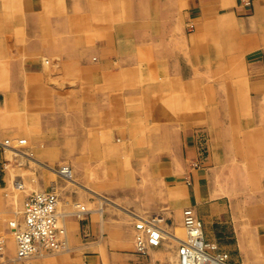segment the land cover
Instances as JSON below:
<instances>
[{
  "label": "crops",
  "instance_id": "crops-1",
  "mask_svg": "<svg viewBox=\"0 0 264 264\" xmlns=\"http://www.w3.org/2000/svg\"><path fill=\"white\" fill-rule=\"evenodd\" d=\"M19 1L20 4L29 5L33 12H53L59 5L58 0ZM14 2L0 0V38L4 22L9 16L18 26L24 19L22 14H14L18 9ZM76 3L78 9L84 11H96L101 7L99 12L102 15H105V5H117L112 13L124 4L138 3L147 7L144 10L147 21L141 22V29H136L134 33V25L128 22L132 18L127 19L125 16L123 28L112 32L106 27L105 31L96 32L97 37L91 45L81 48V36L88 30L85 20L89 18V13L78 10L77 18L73 20L66 15L60 28L57 26L52 32L43 34L53 37L59 29L77 34V54L60 59L54 53L53 40L44 45L43 51L35 54L26 49L19 50L23 45L18 40L15 45L20 46L17 54L20 61L12 63L10 58L13 56L7 50V43L4 39L0 40V54L4 52V61H0V90L6 94L8 106L14 113L18 112V115H14L17 126L13 132L24 135L34 130L36 135L32 136L31 144H36L34 154L38 158L35 160L46 166L65 160L73 166L71 170L77 180L81 177V165L109 162L111 165L116 164L117 172V166L129 148L140 151L130 161L139 166V173L143 172L141 166L150 165L151 169L148 170L154 171L155 176L134 178L132 187L126 192L125 204L120 209L98 205L80 215L75 214L71 204L80 201V198L87 204L93 201L83 195L61 191L58 187L59 213L66 228L68 249L43 261L49 264H161L153 261L152 257L160 259L163 253H175L176 244L171 246V241H162L148 252L146 260H140L133 253L134 219L157 213L163 217L166 228L175 229L181 226L183 209L192 207L202 222L204 239L227 252L229 264H264V190L258 191L259 183H255L258 176L255 152L264 149L261 143L264 142V125L261 126L259 122L248 129V124L239 119L242 115L246 116L245 103L249 96L254 103V111L264 121V54L259 55L257 61L249 66V79L236 81L234 77L219 76L214 82L210 81V85H229L226 98L220 99L219 112L214 113L213 108L210 111L206 109L204 113L195 109H182L186 104L182 106L180 98L181 85L190 86L188 90L185 88L189 95H197L195 72L182 77L181 67H205L210 68L212 73L223 68L230 60L228 55H224V59L216 58L217 55L211 56L218 50L214 45L208 48L199 41L203 36L214 38L222 35L224 31L220 28H224L226 19L243 20L248 26L247 32L224 34L239 37L232 48L236 46L239 53L257 48H262L264 52V1L77 0ZM159 8H166L174 20L192 21L194 31L189 36L197 38V43L189 51L186 46L174 50L182 51L183 54L172 57L168 63L161 62L163 39L160 42L152 40L153 45L150 46V37L164 34L158 28V20L154 24ZM34 34L25 29L15 36ZM133 36L141 38L140 42L137 40L140 43L138 47L133 42ZM137 48H141L140 54ZM44 57L50 59L51 63L46 64ZM165 67L168 68V74ZM168 84L174 87L167 88ZM170 91L172 98L169 96ZM139 94L146 98L143 99L145 108L142 109L141 106L132 107L131 103L133 97ZM167 94L168 97H165ZM205 95L212 98L213 88H207ZM164 100L170 105L167 112L169 116H186L185 128L162 119L156 120L157 125L149 128L146 124L149 117L167 116L160 109L161 101ZM210 103H213L212 99ZM215 115L233 118L231 124L226 128L224 126V148H233L242 156L239 160L235 158V161L230 156H223L225 160L219 163L227 165L222 168L216 167L219 156L214 152L219 144L218 134L213 130ZM135 116L147 119L134 120ZM201 122L207 128L204 134L194 128ZM240 132L246 134L244 141L252 147L241 145ZM75 139L77 148L83 146L86 152L72 156L68 147ZM52 140L59 145L55 151L42 145ZM116 140L123 142L122 152H109L106 155L104 150L110 151V145L116 144ZM245 151L248 155L244 154ZM62 184L59 181L58 186ZM6 185V175L0 173V190ZM32 187L45 190L49 183L39 178ZM87 189L94 193L90 188ZM249 189L252 194L235 199L236 194L239 196ZM3 198L0 196V209L5 206ZM119 211L129 216L131 221ZM2 231L10 234L1 217L0 233ZM109 248H113V251H109ZM0 258L13 264L21 260L16 256L14 239H7Z\"/></svg>",
  "mask_w": 264,
  "mask_h": 264
},
{
  "label": "rangeland",
  "instance_id": "rangeland-1",
  "mask_svg": "<svg viewBox=\"0 0 264 264\" xmlns=\"http://www.w3.org/2000/svg\"><path fill=\"white\" fill-rule=\"evenodd\" d=\"M14 6L18 9L14 11V14L20 13L22 14V17L24 19L22 20V23L18 26L16 25V22L14 23L11 19L12 16H9L7 20L4 22L3 26V33L1 35L0 40H5L7 43L6 47L7 50L10 52V55L13 57L10 58V61L12 63H16L20 61L17 54H19L18 49L20 46H16V41H21V44L23 46L20 47L19 50L26 49L31 54L39 53L43 51L44 45H47V43L51 40H53L54 44V53L60 59V57H68L77 54L78 48L83 47L85 45L89 46L93 43V40L97 37V34L103 32L106 30V27H108L107 30H111L112 32H115L117 28L124 27L126 22L125 19L132 18L131 21H128L132 23L133 26V32H136V29H141V22L147 21V18L145 15V11L147 10L146 6H141L138 3H131L124 4L119 7V10H116L111 13L114 9L117 8V5H105L103 6L105 15L100 14L99 9L101 7L97 8L96 11L92 10H81L78 9V5H76L77 0H69L68 3L64 2L66 0H58L59 5L56 7V11H48V12H33L30 11L31 7L29 5L20 4L19 0H15ZM99 1V0H97ZM134 0H130L132 2ZM264 1V0H263ZM19 2V3H17ZM25 2V0H21V3ZM16 3V4H15ZM67 3V4H66ZM76 3V4H75ZM37 8V7H36ZM91 9V8H90ZM149 9V6H148ZM47 10H50L49 8ZM78 10H80L82 13L88 14L89 18L85 20L86 29H88L84 36H81V43L78 47V36L76 33L66 32L67 29L63 31V29L57 30V34L53 37L50 35H43L45 33L52 32L53 29H55L57 26L60 28L61 24L64 21V18L66 15H69V19L73 20L77 18ZM88 12V13H87ZM82 15V14H80ZM126 18L124 19V17ZM166 8H159L157 16L155 15V23L157 24L158 20V28L163 34L161 37H150V46L153 45L152 40L154 42L159 41L163 39V48L164 52L162 53L161 62L162 63H168V61L172 60V57H176L177 55L183 54L182 51L179 52L176 50L179 46L183 48L184 46L187 47L188 51L189 48L194 46L195 43H197V38L189 36L194 31V25L192 21L178 18L174 20ZM127 22V23H128ZM72 23V22H71ZM224 28L222 31V35L211 38L209 36H203L200 37L199 40L202 45H206V47L210 48L212 45H214V48L218 50L217 53L210 54L211 56H216V58L224 59V55H228V60L226 65L221 69H216L214 72H210V68L205 67H193V68H183L181 67L182 77L186 76L187 74H192L195 72L194 76L196 77V90L197 95L191 96L185 88L188 90V87L190 86H183L181 85V92H180V98L182 99V106L183 103L186 104L185 108L186 110L195 109L197 112L204 113L206 109L210 111L211 108H213V112L217 113L219 112L220 108V99H225L227 94V88L229 85H223V84H212L211 82H214L219 76H229L234 77V79L237 80H247L249 79V66L253 64L259 55L264 54L263 51H261L262 48H257L256 50H246L244 52H238L237 47L234 48L233 45L235 41L237 40V36L228 34L227 36H224V34H227L229 32L235 33H243L247 32L248 26H246L245 22L243 20H233V19H226ZM10 28V29H8ZM52 28V29H51ZM65 28V27H64ZM146 28V26H145ZM26 29L27 32L35 33L31 36H22V37H16L15 34L20 31H24ZM121 29V28H120ZM97 30V31H96ZM227 30V31H226ZM54 32V31H53ZM69 33V34H68ZM127 38V37H124ZM139 42L141 41V38H137L136 36H133V42L138 47L140 45ZM85 41V43H84ZM180 41H183L182 43ZM50 43V42H49ZM50 45V44H49ZM2 47V46H1ZM6 49V48H5ZM4 51V48L2 49ZM141 48H137L138 54H140ZM18 52V53H17ZM22 52V51H21ZM25 52V51H24ZM134 54L135 51H134ZM198 53L197 55H199ZM0 61L3 62L4 59V52H1ZM185 55V54H184ZM209 55V56H210ZM44 62L46 64L51 63L50 59H47L44 57ZM56 60V59H55ZM9 61V62H10ZM48 61V62H47ZM188 65H190L188 63ZM203 65V64H201ZM195 68V70H194ZM166 74H168V68L165 67ZM211 81V82H210ZM235 87V85H233ZM172 89L174 85H167V88ZM176 87V86H175ZM213 88V96L212 98H207L205 95V90L207 88ZM248 95V94H247ZM6 94L2 90H0V143L5 142V140H9L10 144L14 146L15 149L18 148V150L25 152L22 156H16V154L10 152L8 149L9 147H6L4 145L0 146V173L6 175L7 179V185L3 187V189L0 190V196L4 197L3 200H5V206L0 209V218L2 217L4 221L6 222V226L9 230L8 233L1 232L0 237L5 243L8 240L14 239V234L11 233L10 229L12 227L9 225V222H16L21 223L22 222V216H23V210L27 203V200L30 196H32L35 193L38 192H47L49 187L51 185H54L58 187L60 190L69 191L73 194H79V196H86L90 198L93 203L87 204L85 203L81 198L80 201L73 202L71 205L73 207V210L76 211L79 208L76 207L77 204L82 205L85 207V210H89L92 208H96V206H103L106 208L111 209H120V206H123L126 201V192L129 190L132 185L134 178H143L144 176H147L148 178H152L155 176L154 171L148 170L151 169L150 165H144L141 166L142 173H139L138 167L134 164H132L130 161L133 160L134 157L140 153L139 150H135L132 148L128 149V152L125 153L122 158L123 161L118 164L117 168L118 171L116 172V164L111 165L109 162L108 164L106 162H103L101 164L97 165H81V177H78V180L76 178V174L71 170L73 168L72 165L69 163H66V161L55 163H48V166L39 164L35 159L38 158L36 154H34V149L36 148V144H31V138L32 136L36 135V132L34 130H31L30 132H27V134L20 135L19 133H14L13 128H15L17 118L14 117V115H18L17 113H14L13 109H11L8 106V102L5 100ZM170 98L173 97L170 91ZM178 94L176 95V97ZM168 97V94L167 96ZM141 97V94H139L137 97H133L132 100V107L136 108L137 106H141L145 108V99ZM210 99H212L213 103H210ZM202 100V101H201ZM246 110L245 114L246 116H241L239 119L240 121L246 122L245 124H248L247 128L250 129L252 124L259 123L260 125H264V121L261 120V117L259 116L258 112L254 111L255 106L253 101L250 99L249 96H247L246 101ZM168 106V107H167ZM169 106L167 102L161 101L160 109L164 111L167 116H162L160 118L154 117V118H145L141 116H135L133 119H147L149 128L153 127L157 124H155L156 120L162 119L165 122H170L177 124L181 128H185L184 124L186 122V116L181 117H174L169 116ZM167 107V108H166ZM199 119V117H197ZM201 119H204L203 117ZM232 117H220V116H214L213 117V125L214 131L217 132V137L219 138V144L216 145L218 148H215V153L219 156L218 165L217 168L225 167L227 164L221 165L222 160H225V157L223 156H230L234 159L237 158L238 160L240 157H242L240 154H238L233 148L227 149L224 148V139L222 138L226 134V129H224V126L226 128L227 125L231 124ZM194 128L197 129V131L201 133H205L206 131V125L204 123H200L196 125ZM223 135V136H222ZM242 140V146L244 147H252V145L248 142H245V135L243 133L238 134ZM17 139H22L23 142L19 145L17 142ZM117 141V140H116ZM71 142V141H70ZM104 143V142H103ZM264 146V142H261ZM23 144V145H22ZM101 144V143H100ZM123 142L117 141L116 144L110 145V151L104 150L106 155H109V152L111 154H115L116 152L120 153L122 152L121 146ZM49 148L51 151H55L57 148H59L58 142L52 140L51 143L43 144ZM78 142L77 140H72L68 147V151L72 156H76L79 153L86 152V150L83 148H77ZM83 145V144H82ZM57 152V151H56ZM244 154L248 155L247 151L244 152ZM256 155V161L258 164L257 168V178L255 183H259L258 191L263 192L264 190V158L262 157L264 155V149L262 148L260 151L255 152ZM236 159V160H237ZM108 161H111L107 159ZM67 165L70 168V174L69 176L71 179H74L78 185L75 183L70 182L69 180L65 179L62 176H52L50 172V168L57 169L59 166ZM50 167V168H49ZM120 169V170H119ZM146 172V173H145ZM39 178L44 179L46 182L49 183V187L45 190H36L33 189L32 185L36 184L39 180ZM53 178V179H52ZM225 179V178H224ZM59 181H62V186H58ZM17 183V185H16ZM80 183V184H79ZM82 184V186H81ZM80 185V186H79ZM84 186V187H83ZM87 188H90L94 191L91 192ZM90 191V192H89ZM248 192V193H247ZM252 191L244 190L241 192L239 196L237 194L235 195V199L238 197L243 196L244 194H252ZM91 193V194H90ZM98 193V194H97ZM109 201V202H108ZM60 204H58V212H61L60 210ZM122 216L126 217L131 221V218L127 216L124 212H120ZM164 229L169 232L177 235L180 238L184 237V230L181 226L179 228H166L164 226ZM171 246H174L176 244L173 240L169 239ZM133 243H134V235H133ZM68 249L67 241L64 247L56 250V251H45L40 254L33 255L29 258H23L20 261H17V264H45L43 260L45 258H50L52 255L56 253H62L65 252ZM135 250V246H134ZM133 250V253L139 257L141 260H146L148 255L140 256L135 253ZM109 251H113V248H109ZM166 252V251H165ZM164 255H161L162 257L156 258L152 257L153 261L155 262H161V264H175L174 260V252H166L163 253ZM152 256V255H151ZM166 256V259H165ZM164 257V258H163ZM149 259V258H148ZM157 262V263H158ZM0 264H13L11 261H5L3 258H0ZM46 264H49L47 261ZM52 264V263H51Z\"/></svg>",
  "mask_w": 264,
  "mask_h": 264
},
{
  "label": "built area",
  "instance_id": "built-area-1",
  "mask_svg": "<svg viewBox=\"0 0 264 264\" xmlns=\"http://www.w3.org/2000/svg\"><path fill=\"white\" fill-rule=\"evenodd\" d=\"M2 145L12 146L9 140L0 143ZM60 173L69 175L70 168L64 166L60 168ZM58 198L57 187L53 185L47 192L33 194L24 207L22 223L16 227L10 225L14 230L16 256L19 259L56 251L66 244V228L58 212ZM76 207L79 208L76 215L87 211L82 205L77 204ZM133 227L134 251L137 255L145 256L150 248L171 239L176 243L175 264H229V254L204 239L202 222L192 207L184 208L182 212L183 238L167 232L163 217L157 213L137 216ZM3 247L4 241L0 237V252Z\"/></svg>",
  "mask_w": 264,
  "mask_h": 264
},
{
  "label": "bare ground",
  "instance_id": "bare-ground-1",
  "mask_svg": "<svg viewBox=\"0 0 264 264\" xmlns=\"http://www.w3.org/2000/svg\"><path fill=\"white\" fill-rule=\"evenodd\" d=\"M155 21V20H154ZM131 28V27H130ZM130 33V32H129ZM48 62V61H47ZM55 82V81H54ZM168 107V106H167ZM166 107V108H167ZM70 140V139H69ZM17 142H18V144L20 145L22 142H23V140L22 139H17ZM23 145V144H22ZM7 147V146H6ZM9 150H10V152H12V153H14V154H16V156H22V155H24L25 154V152H23V151H20V150H18V148L17 149H15L14 148V146L12 147V146H10L9 148H8ZM64 166H67V165H63V166H59L57 169H53V168H50L49 170H50V172H51V174H52V176L51 177H53V176H62V177H64L65 179H67V180H69L70 182H72V183H75L76 185H78V183L74 180V179H71V177L69 176V175H66V174H63V173H60V168H62V167H64ZM54 178V177H53ZM52 178V179H53ZM16 185H17V183H16ZM54 186V185H53ZM80 186V185H79ZM55 188H56V186H54ZM98 194V193H97ZM109 202V201H108ZM100 207V206H99ZM134 214V213H133ZM22 220H23V216H22ZM22 223V222H21ZM21 223H16V222H12V221H10L9 222V225H12V226H17V225H19V224H21ZM14 227V228H15ZM11 231H12V233H14V230L13 229H11ZM135 231V230H134ZM175 236H177V235H175ZM178 237V236H177ZM178 238H180V237H178ZM15 240V239H14ZM155 248V247H154ZM151 249H153V248H150V250ZM149 250V251H150ZM148 251V252H149ZM27 258H29V257H27ZM20 259H23V258H20Z\"/></svg>",
  "mask_w": 264,
  "mask_h": 264
}]
</instances>
